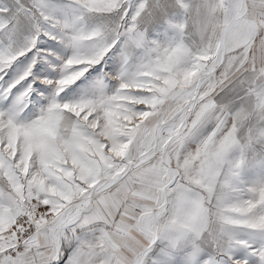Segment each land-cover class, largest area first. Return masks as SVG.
I'll list each match as a JSON object with an SVG mask.
<instances>
[{
    "label": "snow or ice",
    "instance_id": "snow-or-ice-1",
    "mask_svg": "<svg viewBox=\"0 0 264 264\" xmlns=\"http://www.w3.org/2000/svg\"><path fill=\"white\" fill-rule=\"evenodd\" d=\"M0 264H264V0H0Z\"/></svg>",
    "mask_w": 264,
    "mask_h": 264
}]
</instances>
